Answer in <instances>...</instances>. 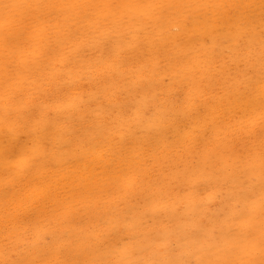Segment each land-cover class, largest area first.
Instances as JSON below:
<instances>
[{
    "label": "rangeland",
    "instance_id": "1",
    "mask_svg": "<svg viewBox=\"0 0 264 264\" xmlns=\"http://www.w3.org/2000/svg\"><path fill=\"white\" fill-rule=\"evenodd\" d=\"M0 67V264H264V0H0Z\"/></svg>",
    "mask_w": 264,
    "mask_h": 264
},
{
    "label": "bare ground",
    "instance_id": "2",
    "mask_svg": "<svg viewBox=\"0 0 264 264\" xmlns=\"http://www.w3.org/2000/svg\"><path fill=\"white\" fill-rule=\"evenodd\" d=\"M233 3V2H232ZM4 10V9H3ZM48 34V33H47ZM55 34V33H54ZM55 36V35H54ZM26 38V37H25ZM31 38V37H30ZM20 42H22V41H20ZM20 44V43H19ZM56 47V46H55ZM29 48V47H28ZM43 50V49H42ZM45 51V50H44ZM38 52V51H37ZM46 53V52H45ZM49 53V52H48ZM26 56V55H25ZM94 57V56H93ZM92 58V57H91ZM113 58V57H112ZM48 61V60H47ZM4 62V61H3ZM30 62V61H29ZM39 65V64H38ZM73 65V64H72ZM75 65V64H74ZM80 67V66H79ZM1 68V67H0ZM73 68V67H72ZM97 68V67H96ZM32 70V69H31ZM9 71V70H8ZM113 71V70H112ZM102 73V72H101ZM84 75V74H83ZM35 78V77H34ZM8 79V78H7ZM19 80V79H18ZM61 80V79H60ZM99 85V84H98ZM3 86V85H2ZM65 87V86H64ZM104 88V87H103ZM106 88V87H105ZM60 89V88H59ZM110 90V89H109ZM13 91V90H12ZM128 91V90H127ZM208 91V90H207ZM48 92V91H47ZM98 93V92H97ZM96 93V94H97ZM47 94V93H46ZM18 95V94H17ZM20 95V94H19ZM55 95V94H54ZM94 95V94H93ZM24 96V95H23ZM23 98V97H22ZM40 98V97H39ZM35 100V99H34ZM124 100V99H123ZM25 101V100H24ZM35 110V109H34ZM51 112H52V110H51ZM47 113H49V112H47ZM38 114V113H37ZM22 116V115H21ZM7 117V116H6ZM85 120V119H84ZM76 123V122H75ZM194 123V122H193ZM67 124V123H66ZM220 124V123H219ZM1 126V125H0ZM181 126V125H180ZM207 126V125H206ZM221 132V131H220ZM226 135V134H225ZM93 136V135H92ZM158 136V135H157ZM177 138V137H176ZM115 139V138H114ZM172 142V141H171ZM195 145V144H194ZM180 147V146H179ZM182 148V147H181ZM186 148V147H185ZM196 148V147H195ZM188 149V148H187ZM160 150V149H159ZM128 151V150H127ZM143 151V150H142ZM148 154V153H147ZM161 154V153H160ZM188 154V153H187ZM187 157V156H186ZM159 160V159H158ZM192 160V159H191ZM141 165V164H140ZM48 167V166H47ZM40 173V172H39ZM27 174V173H26ZM120 174V173H119ZM185 177V176H184ZM102 179V178H101ZM146 180V179H145ZM174 183H175V181H174ZM179 184V183H178ZM97 194V193H96ZM23 204V203H22ZM25 204V203H24ZM44 204V203H43ZM19 205V204H18ZM21 205V204H20ZM41 205V204H40ZM33 207H34V205H33ZM71 208V207H70ZM28 209V208H27ZM45 215V214H44ZM43 215V216H44ZM24 217V216H23ZM33 217H35V216H33ZM46 217V216H45ZM50 218V217H49ZM61 218V217H60ZM5 220V219H4ZM3 220V221H4ZM24 221V220H23ZM17 224V223H16ZM27 232V231H26ZM128 233V232H127ZM14 234H16V233H14ZM17 235V234H16ZM8 236V235H7ZM9 242H11V241H9ZM8 242V243H9ZM32 242V241H31ZM30 242V243H31ZM17 243V242H16ZM23 243V242H22ZM262 243V242H261ZM264 249V248H263ZM42 250V249H41ZM76 250V249H75ZM0 251H2V250H0ZM241 251V250H240ZM5 253V252H4ZM34 253V252H33ZM32 253V254H33ZM1 258V257H0ZM52 259V258H51ZM76 259V258H75ZM26 261V260H25ZM217 263V262H216ZM45 264V263H44ZM49 264V263H48Z\"/></svg>",
    "mask_w": 264,
    "mask_h": 264
}]
</instances>
